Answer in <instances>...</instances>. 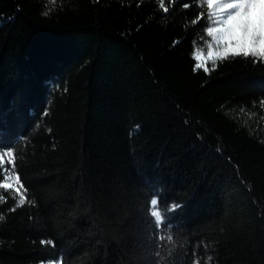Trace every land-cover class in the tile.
<instances>
[{
	"label": "trees",
	"instance_id": "16d2710c",
	"mask_svg": "<svg viewBox=\"0 0 264 264\" xmlns=\"http://www.w3.org/2000/svg\"><path fill=\"white\" fill-rule=\"evenodd\" d=\"M209 27L206 0H0V264H264V58L193 71Z\"/></svg>",
	"mask_w": 264,
	"mask_h": 264
},
{
	"label": "snow or ice",
	"instance_id": "6c2138e0",
	"mask_svg": "<svg viewBox=\"0 0 264 264\" xmlns=\"http://www.w3.org/2000/svg\"><path fill=\"white\" fill-rule=\"evenodd\" d=\"M214 5L209 0L208 7ZM163 7V4H161ZM187 7V5H185ZM219 14L216 22L221 26L219 28L208 29V35L212 36L217 42H226L227 47L222 52H217L216 57L224 59L231 53L232 55L256 56L264 57V0H234V2L223 3L218 6ZM167 11V8L164 9ZM211 49V45H209ZM209 59H213V53L208 52ZM197 60L201 59L200 55L196 56ZM203 68L205 72L209 69L201 63L194 65L193 71ZM4 155L11 158L12 151H7ZM4 155H0V178H3V173L7 172V180L13 179V171L15 168L14 162L9 159L5 160ZM5 163L12 164V169H4ZM15 182L20 183L18 175L15 176ZM11 183L5 182L0 187L5 189L11 188ZM21 187H23L21 185ZM19 191V189H17ZM156 201H153L155 204ZM25 198L20 197L17 206H23ZM175 205H173V210ZM154 216H159V213H153Z\"/></svg>",
	"mask_w": 264,
	"mask_h": 264
},
{
	"label": "rangeland",
	"instance_id": "374dc122",
	"mask_svg": "<svg viewBox=\"0 0 264 264\" xmlns=\"http://www.w3.org/2000/svg\"><path fill=\"white\" fill-rule=\"evenodd\" d=\"M211 2L213 3L214 6L212 8L208 7L209 23H210L209 29L210 28H219L221 25L216 22L217 15L219 14L218 6L220 4H223V3L234 2V0H211ZM208 3H209V0H206L207 6H208ZM209 45H211V49H209ZM226 47H227L226 42H217L216 40H214V38L212 36L208 35V40L203 45L197 47L196 52H195V59H196L197 55H200L201 59L200 60L196 59L197 63L204 64L208 68L209 64H213L214 62L221 59V58L216 57V53L222 52L224 50V48H226ZM209 51H211L213 53V59H209V57H208ZM230 55H232V54L229 53L227 56H230ZM261 58H264V57H261ZM0 155H4V154L0 153ZM4 159L6 161L9 159L12 160V157L9 158L6 155H4ZM7 164L8 163H5L4 166L6 167V169H9V168H7ZM7 175H8V173H7ZM7 175H6V178H7ZM5 182L11 183L13 186L9 189H13L15 192H17L18 194L21 195V189H20L19 184H17L15 182V175L14 174H13L12 180L6 179ZM17 189H19V191H17ZM155 213H157V212H155ZM157 217H159V216H157Z\"/></svg>",
	"mask_w": 264,
	"mask_h": 264
}]
</instances>
